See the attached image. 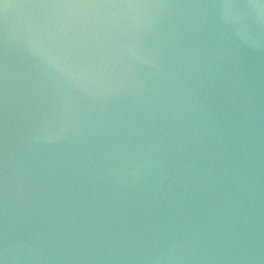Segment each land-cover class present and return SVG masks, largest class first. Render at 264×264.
<instances>
[{
  "label": "water",
  "instance_id": "water-1",
  "mask_svg": "<svg viewBox=\"0 0 264 264\" xmlns=\"http://www.w3.org/2000/svg\"><path fill=\"white\" fill-rule=\"evenodd\" d=\"M3 264H264V0H0Z\"/></svg>",
  "mask_w": 264,
  "mask_h": 264
},
{
  "label": "snow or ice",
  "instance_id": "snow-or-ice-1",
  "mask_svg": "<svg viewBox=\"0 0 264 264\" xmlns=\"http://www.w3.org/2000/svg\"><path fill=\"white\" fill-rule=\"evenodd\" d=\"M0 264H3V261L2 260H0Z\"/></svg>",
  "mask_w": 264,
  "mask_h": 264
}]
</instances>
